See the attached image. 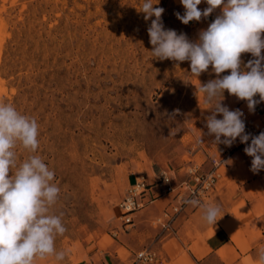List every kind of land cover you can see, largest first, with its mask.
Returning a JSON list of instances; mask_svg holds the SVG:
<instances>
[{"label": "rangeland", "instance_id": "1", "mask_svg": "<svg viewBox=\"0 0 264 264\" xmlns=\"http://www.w3.org/2000/svg\"><path fill=\"white\" fill-rule=\"evenodd\" d=\"M143 2L0 0V102L39 125L37 152L18 145L17 164L34 154L54 171L60 194L50 211L67 229L55 240L65 260L34 264H102L116 231L126 226L119 203L135 175L152 182L167 170L185 180L192 167L208 171L207 158L212 163L217 155L221 144L212 143L204 126L210 106L198 91L216 75L210 67L196 77L188 62L154 58L151 21L138 12ZM154 7L165 9V28L191 40L220 11L184 25L175 16L184 12L179 0ZM250 59L242 56L245 63ZM242 102L225 92L222 104L260 127L261 116L249 113L246 103L239 108ZM219 173L226 174L224 166ZM172 196L153 205L161 211ZM155 216L150 214L151 224L158 227ZM121 253L127 262L130 253Z\"/></svg>", "mask_w": 264, "mask_h": 264}, {"label": "clouds", "instance_id": "2", "mask_svg": "<svg viewBox=\"0 0 264 264\" xmlns=\"http://www.w3.org/2000/svg\"><path fill=\"white\" fill-rule=\"evenodd\" d=\"M159 3L144 0L138 11L145 21H151L147 34L152 56L160 61L188 62L190 73L196 77L211 67L216 78L198 89L205 105L210 106L206 109L211 113L204 125L206 134L214 137L212 143L227 147L239 138L247 145L245 154L252 158L250 170L258 174L264 170V132L246 133L243 111L230 110L222 101L227 92L246 102L249 113L264 103V0H179L184 12L175 16L184 25L207 20L220 10L195 40L165 28V9L154 7ZM202 3L207 7L200 10ZM244 54L252 59L245 63ZM38 137L39 125L34 118L20 113L12 104L0 102V264H34L48 257L62 262L66 258L65 251L56 250L55 240L67 229L62 217L50 211L60 194L54 171L34 154L17 164V146L36 153ZM188 203L201 207L194 198ZM221 212L219 205L204 206L202 219L214 226ZM255 261L264 264V248L257 251Z\"/></svg>", "mask_w": 264, "mask_h": 264}, {"label": "crops", "instance_id": "3", "mask_svg": "<svg viewBox=\"0 0 264 264\" xmlns=\"http://www.w3.org/2000/svg\"><path fill=\"white\" fill-rule=\"evenodd\" d=\"M255 111L261 120L264 103L257 105ZM245 147L236 150L216 168L218 173L224 166L226 174H218L215 190L201 207L188 204L168 227L153 226L150 214H156V221L177 200L169 199L160 211L153 204L166 195L154 198L158 192L155 187L149 189L146 198L150 202L132 214V223L116 231L118 238L105 252L102 264H129L136 251L143 248L157 252L158 260L154 264H256L257 251L264 248V170L258 174L250 170L252 158L245 152L240 153ZM207 159L205 167L211 169L212 163ZM173 178L177 185L183 181V178L180 181ZM210 205H219L222 209L214 226L202 219L203 207ZM148 208L151 211H145ZM122 249L130 253L127 262L122 257Z\"/></svg>", "mask_w": 264, "mask_h": 264}, {"label": "built area", "instance_id": "4", "mask_svg": "<svg viewBox=\"0 0 264 264\" xmlns=\"http://www.w3.org/2000/svg\"><path fill=\"white\" fill-rule=\"evenodd\" d=\"M261 123L260 127L253 123L246 125V133L259 135L260 132H264V116L261 119ZM244 145L246 144L240 143L239 138L231 147L221 144L218 147L217 155L212 158L213 167L211 169L201 171L196 166L192 167L189 170V177L178 185L167 170L159 171L157 179L152 182L148 181L145 175H135L133 182L119 203L121 218L124 223L133 222L132 214L150 202L146 198L147 193L149 189L155 187L158 195H155L154 198L161 195H173L172 198L177 200L175 204L170 205L169 209L167 207L162 216L157 219L159 225L168 227L173 219L189 204L188 201L190 199H197L200 201V205L203 204L216 188L218 179L216 168L221 166L229 156ZM157 260L158 254L156 251L151 248H143L134 254L131 264H154Z\"/></svg>", "mask_w": 264, "mask_h": 264}, {"label": "bare ground", "instance_id": "5", "mask_svg": "<svg viewBox=\"0 0 264 264\" xmlns=\"http://www.w3.org/2000/svg\"><path fill=\"white\" fill-rule=\"evenodd\" d=\"M256 125V124H255ZM258 127V125H256ZM247 146V145H246Z\"/></svg>", "mask_w": 264, "mask_h": 264}]
</instances>
